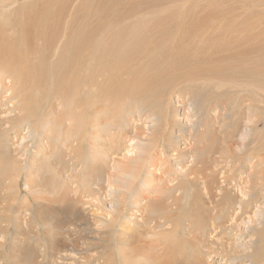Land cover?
Segmentation results:
<instances>
[{
    "label": "bare ground",
    "instance_id": "1",
    "mask_svg": "<svg viewBox=\"0 0 264 264\" xmlns=\"http://www.w3.org/2000/svg\"><path fill=\"white\" fill-rule=\"evenodd\" d=\"M196 1L201 11L200 17L196 13L191 15L192 24L188 28L189 36L181 38L185 41L183 45L186 43L185 45L188 44L190 48V55L188 46H186L187 52L180 51L182 55L181 59L179 58L178 65L186 66L187 68L184 71L188 67L191 68L190 74L193 71L195 74L196 72L200 74L201 70L206 71L207 68L200 70L191 67L199 59H214L220 63H225L233 58L250 55L254 51L264 55V29L262 26L264 24V0H243V2L225 0L229 3V7L219 3L216 5L211 4L207 9L205 8L210 0ZM18 2L19 0H0V12H4L3 16L14 15L11 19L3 22L5 26L13 29L12 41L9 45L0 44V103L4 102L3 106L11 111V113L2 116L0 114V127L4 126V129H2L3 134L8 141L11 139L12 130H17L18 135L23 133V127L19 128V118L22 119V122H24L23 119L28 120L31 118L32 125L35 128L33 138H35L36 147H34L33 156L31 155L33 160L31 158L26 188H29L30 191L33 188L41 187L51 188L52 190H50L55 193L61 190H64L62 193L65 192L63 197L59 198L61 206L57 210L58 212L54 211L56 214L59 213L60 217H58L59 215L56 216L57 223L51 224L52 227L49 225L51 229L47 239V247L45 246L42 249L38 257L42 260L40 264H43L45 260L49 262L47 264H66L65 261H59V259H71L68 251L70 249L74 250L72 248L77 245V240H80L79 238L74 239L72 235L76 236L80 229H85V226L90 223L80 222L85 217L84 212L79 209L77 204L85 197L86 200L95 202L94 197H103V190L107 199L104 201H110L112 205L110 204L109 208L113 210L115 206V213L117 214L113 213L114 215H112L108 211L106 214L111 217L107 218L106 215L94 209L92 210V215L96 218L101 215V223L103 222L102 224L108 227V230L106 229L109 233L108 241L111 237L115 239V243L109 247L111 251H108L106 256H102V264L120 263L116 262V256L119 257L122 264H264V200H262L264 194L254 191V193L250 192L251 194L246 193L240 179H238L237 184H234L235 175H233V172L236 165L232 166V169L228 172L221 169L222 172L228 174L229 181L227 182L228 186L226 184L220 186L216 178L219 167L214 166L213 162L215 156L233 158L236 155L240 157L239 164H245V150H264V134L258 131L263 136L260 140L258 138L253 140L254 145L252 147L246 141V138L249 137L247 129L241 130V127H238L237 133L225 130L222 136L218 135L222 133L218 131L217 136L213 137L212 135V138L206 143V134L214 129L210 121L220 116V109L231 117L234 127L240 124L241 121L237 115L243 113L240 110V105L245 102L241 100L245 83L244 85L239 82L236 83L237 78L233 77L228 66L221 71L223 76H218L216 79H214L217 77L215 74L212 73L211 75L209 73L210 70L213 71L212 68H208L206 73L210 75L209 77L203 72L202 76L205 75L206 78L202 79L199 76L198 78L197 73L195 76L190 75L184 79L186 89L190 90L192 98L197 101L199 118L196 120L197 123L191 117L189 118L191 119L189 123L192 130H190V134L184 135V141L186 146H189V150H186V148L177 150L179 153L176 154V158L180 161L181 156L183 159L185 156L190 157L189 171L191 173L187 174L185 172V176L189 178L190 175H193V177L188 180L190 188H165L160 181L165 176L168 183L176 181L172 179L173 176L170 177L171 169L175 165L172 163V166L164 159L165 171H161L159 158L157 161L159 168L157 167V158L153 151H157V148L159 150L162 147L160 150L162 156L164 145L160 144L156 128L153 131L142 128L144 133L147 132L146 135L150 134L145 141L142 140L144 133L138 131L139 127H134L135 134L133 135L130 134L129 130L126 132V129H124L125 126L127 127L131 123L136 124L139 122L140 113L136 116L129 113L131 104L137 105L138 103L150 109L153 115L155 113L154 109L157 107L163 109V103H165L163 119H165L166 125L170 124L167 121V116L169 118L170 115V99H166L168 95L173 96L175 90V65L171 69L170 61L163 59L165 55H161L162 48L156 46L150 63L145 65L142 59H147L146 53L139 46L141 30L127 31L124 28L120 29L111 25L105 29L101 28V31L93 37L95 43H98L96 46L84 44V47L79 49L80 43L74 40L75 51L67 59L60 60L58 58L61 55L72 52L70 43L64 44L69 35L65 33V37L60 39V47L56 46L54 49L53 46L52 52L49 54L48 47L51 40L53 43L59 37L60 28L53 24L49 12L39 19L38 27L37 23L31 20L35 26L28 29L27 22H25L26 28H24L29 31L28 33L25 30L29 34L28 39H26L23 29L20 31L19 29L23 23L22 18L26 19L27 14L23 15L25 13L19 7H16ZM42 2L43 0L39 2L40 5L42 4L41 7H38L40 6L37 4L38 1L35 2V8L43 9L45 5L49 7L48 2L45 5ZM20 15L23 16L19 19ZM66 23H69V20ZM56 24L59 23L56 22ZM80 27L79 30H81ZM148 38L144 40L147 41L146 44L150 45ZM172 45L169 47L170 53ZM68 47L70 48L68 49ZM146 52L148 51L146 50ZM185 55L188 56L187 59ZM182 74L185 73L182 72ZM247 76L250 79L248 78L249 81H246L253 87L247 86L248 83L245 86L249 87L247 90L251 88L249 91L255 93L254 90L260 85L253 82L257 83L256 79L259 76H264V74L249 71ZM78 78L82 79L79 80ZM97 109L99 111H95ZM190 109L188 108V112H190ZM261 109H264V104L262 107L257 101L251 103L248 107V110L254 111L256 114H259L258 111H261ZM91 111H95V115L102 113L107 116L105 121L116 126L117 130L115 132L112 130L113 132L108 137L106 133L104 134L102 130H99L101 122L97 119V115L95 116L96 120L91 117ZM0 113L2 112L0 111ZM154 118L156 121L159 119L157 116H154ZM65 122L68 123L65 125ZM63 125L65 126L62 131L64 136H61L62 148L54 150V142L59 139ZM240 131L241 135L238 138L237 134ZM27 133H29L28 130ZM92 133L95 134V138L91 139L90 136L89 139L96 141L97 144L88 142V146L92 151L91 155L94 154L91 147H94L99 157L90 161L88 160L90 157L84 156V147L86 137ZM39 134L41 136L38 138ZM169 134L173 136V129L172 131L166 130V135ZM72 137L74 138L70 140ZM27 139L28 136L23 134L21 147L25 146L27 148L28 145L25 144ZM171 139L174 138L171 137ZM17 140L18 138H16V142ZM68 140H70L69 145L67 144ZM13 141L15 142V138ZM123 141H125L124 148L120 145ZM166 142L168 144V141ZM114 143H117V146ZM174 143L177 142L174 141ZM258 144L259 146L256 148ZM238 145L240 153L235 149ZM114 149L116 156L112 158L114 163L112 167L107 169V160L113 156L111 153H114ZM6 150H9V153H6ZM6 150L4 155L7 158L3 159L4 167L0 164V172H2L0 190L7 193L2 194L6 199L10 197L14 199L18 194L12 193L15 187V177L11 178V176L17 169L14 166L18 163V160L12 154L13 151L9 144ZM116 150H119L120 154L124 151L121 155L122 159L118 157L119 153ZM51 153L54 154L56 162L47 164L46 161ZM23 154L25 153H22V156ZM38 161L44 162L46 168H50V175L48 176L50 180H47L46 183L45 180L42 183H37L31 178L35 169L40 171L43 169L41 165L36 164ZM85 165L86 171H84ZM148 166H151V168ZM185 166L184 164L179 170L183 171ZM61 170H66V178L63 177ZM69 171L70 174H68ZM156 172L161 175L164 174L163 177L161 175L158 177ZM144 174L147 175L144 177ZM252 175L256 176L254 181L257 188H264V157L260 160L259 168L256 171L254 170L250 176ZM208 176H212V179L209 180ZM44 179L46 178L44 177ZM140 179H144L143 182L145 183L142 186L147 188H138L137 184ZM194 181H196V184L200 183L201 186L205 185L206 188H193L191 183ZM94 184L97 185L96 189H93ZM234 185H237V191L240 190L241 196H238L236 189L233 187ZM157 186L159 189L162 188L160 192H157L156 196H148V192L152 194L153 190L158 189L155 188ZM72 188L80 192L78 198H70L68 190ZM133 188L139 189L137 195L132 192ZM173 190L180 191V193L173 195L171 194ZM11 193L14 195L12 196ZM247 196L249 197L247 198ZM15 200L10 201L9 208L3 206L0 207V210L4 211L5 214L11 212ZM182 200L186 203L185 206H181ZM25 201L28 206V199ZM115 201L120 205H116ZM83 202L89 205V202L84 200ZM172 204L178 206L173 207ZM102 205L106 206V203L103 202ZM188 205L190 206L187 212L188 216H184L185 207ZM253 208H255V211H252ZM125 211L126 215L122 214ZM27 212L30 215L31 209H27ZM0 213L2 214V212ZM121 214L125 215L127 220L120 229L117 223ZM43 215L44 212L37 216L38 219H42L41 216ZM45 215L49 217L50 214ZM256 217L260 218L262 222L258 223V227H252V229L255 228V233L246 242H228L225 239L226 237H232V240H235V235L231 236L230 231L228 232L231 226L240 225L241 222L245 221V226H247L244 229L250 230V227L258 220ZM17 218L18 214L15 215V212L14 216L8 215L6 220L0 218V248L9 251H0V260L1 257L11 258L14 260V264L15 261L20 263L18 256H20L21 250L19 251V248L21 247L17 245L20 241L23 243L20 240L22 239V232H24V236L28 234L26 231L19 230L20 228L15 233L9 232V228L14 222H16V227L22 226L20 219ZM66 220L70 221L66 222ZM41 222L44 223V221ZM137 222L139 227L135 228L134 223ZM25 223L30 228L32 220L29 219ZM101 229L104 231L105 227H101ZM106 230L104 233L102 231L99 239L104 238V235L107 234ZM137 230L140 232L139 234ZM90 231H94L98 235L101 232L97 229ZM9 235H11L10 242L7 237ZM138 235L137 240H132ZM243 236L247 235H238L239 238ZM141 238L142 240L138 244ZM87 245L91 246L90 243H87ZM94 245L97 246L93 241ZM32 250L27 246L26 253H30V256L29 254L25 256L28 259L30 258L29 263L37 264L32 260L35 256ZM6 251L8 253L4 255ZM26 262L29 264L27 259ZM84 262L90 264V260L87 258ZM3 263L5 264L4 260ZM70 263L81 264L80 262L77 263L76 259H72L68 264Z\"/></svg>",
    "mask_w": 264,
    "mask_h": 264
},
{
    "label": "rangeland",
    "instance_id": "2",
    "mask_svg": "<svg viewBox=\"0 0 264 264\" xmlns=\"http://www.w3.org/2000/svg\"><path fill=\"white\" fill-rule=\"evenodd\" d=\"M37 1H38L37 4L40 5L39 2H41V0H21V1L19 0V2L17 3L16 7H19L20 10L25 13L23 15L27 14L26 19L22 18L23 23L20 25L19 31L23 29V31L25 32V35H26L25 37H26V39H28L29 31L27 29H25L26 28L25 22H27L28 29H29V27L35 26V24L33 22L37 23V27H38L39 26V19H41L44 14L50 12V16L52 18L53 24L56 27H59L61 31H60V35L57 38V40L55 39V41H54L56 43H54V42L52 43V40H51V44L48 47L49 54H51L53 46H54V49L56 48V46L60 47V39L65 37V33L69 36L65 40L66 43L64 42V44L66 45V44L70 43L69 45H70V47H72V52L69 54L67 53L66 55H61L58 58L60 60H63V58L67 59L75 51V42H73L74 40L75 41L77 40V42L80 43V46L78 47L79 49L83 48L84 44H86V45L91 44L92 46H96V44H98V43H95V41H94L95 38H93V37L101 31V28L105 29L111 25L117 26L120 29L124 28L127 31H132L133 29H136V30L140 29L141 30V37L139 39L140 40L139 46H141V49H144L145 53H146L145 56L147 57V59H145V58L142 59V62L145 65L150 63L151 58L153 57L152 56L153 52L155 51V47L159 46L162 48L161 55L162 54L165 55L163 59L170 61L171 69H172V66L175 65V68H174V75L176 76V84L174 87L175 90L173 92V96L168 95L167 99H166V100L170 99V107H169V114H170L169 118L170 119L167 116V121H169L170 124L166 125V121H165V119H163L164 118L163 113H165V107H166L165 103H163V106H164L163 109H161L159 107L154 109V112H155L154 115L150 109H148L147 107H143L141 105V103H138L137 105L131 104V110H129V113H133V114H135V116L138 113H140L141 116L138 117V118H140L139 122L136 124L131 123L127 127L125 126L124 129H126L125 130L126 132H127V130H129L130 134L133 135V134H135L134 127H139L138 131L139 130L142 131V128L143 129H149V131H153L156 128V133L158 135V139L160 141V144L164 145V148H163V152H164L163 154L164 155L162 154V156H161V154H160V152H161L160 150L162 149V147H160L161 149H159V150L157 148V151H153L154 155L157 158V160H156L157 167L159 168V164H160L161 165V171H165L166 164L164 162V159H165V161H168L170 164L173 163L175 165V167H173L171 169L172 171L170 173V177L173 176L172 179H174L176 181H174L172 183H168V182H166L167 180L165 179V177H166L165 176L164 178H162L163 180L160 181L161 185H163L165 188H190V186L188 185L189 184L188 180H189V178L192 179L193 175L192 176L190 175L189 178L187 176H185V172L187 174L191 173L189 171L190 157L185 156L183 159L181 156L179 158L180 161H178V159L176 158V154L179 153L177 151L179 149L184 150V148H186V150H189L188 149L189 146H186L185 141H184L185 136L187 134H190V130H192V127H191V124L189 123V120L193 119L195 121V123H197L196 120H198V118H199V114H198V108L199 107L196 103L197 101H195L192 98V94L189 92L190 90L186 89L185 82H183L184 79H186L188 76H190V75L195 76L198 72H196V74H195V72L193 71L194 74L193 73L190 74V70H191L190 67H188V69L186 71H184L187 67L183 66L181 64L178 65V61H179V58L181 59V55H182V53L180 54V51L181 52H187L186 46H188V44L185 45L186 44L185 43L183 45V42H185V41L182 40L181 38L189 36L188 28H190V25L192 24L191 15L196 13L200 17V14H201V11H200V8H199L197 1L196 0H43L42 3H44V5L46 4V2H48V4H49V7H47L45 5V6H43V9L42 8H35V2H37ZM239 1L243 2V0H239ZM219 3H223V5L225 7H229V3L225 0H210L209 4L206 6L205 9L209 8V6L211 4L216 5ZM41 5L38 7H41ZM27 10H28V12H27ZM112 12H114V13H112ZM3 14H4V12H0V44L9 45L10 42L12 41L11 39L13 37L12 36L13 29L11 27L5 26L3 24V22L11 19L14 15L3 16ZM118 14H119V16H118ZM23 15H20L19 19ZM68 20H69V23H66ZM56 22H58L59 24L57 25ZM262 26L264 29V24H262ZM79 27L81 30H79ZM67 28H68V30H67ZM15 29H17V28H15ZM25 30H27L28 33ZM77 33H80V34H77ZM235 33H237V32H235ZM145 38H148V42L150 45L146 44L147 41L144 40ZM79 39H80V41H79ZM175 42H176V44H175ZM171 45H172V50H170L171 51V53H170L169 47ZM70 47H68V49ZM187 48H188V53H189L190 52L189 46ZM146 50L148 52H146ZM189 55H190V53H189ZM160 56L158 57L159 59H160ZM187 58H188V56H186V59ZM159 59L157 60V63H158ZM226 66H228V68H230V71H231L233 77L237 78L236 83L239 82L242 85H244V83H245V85H247V83H248L247 81H249V79H250L249 76H247L249 71H255V72H259V73L264 74V55H260L257 51H254V52H251L250 55H244V56H241L240 58H233V59H230L229 62H225V63L224 62L220 63L218 60H214V59H199L197 61V63L194 62L193 66H191V67H196V68H199L200 70L202 68L203 69L207 68L206 71L201 70V73H200L201 76H202L203 72H204V74H206L208 72V68H210V69L212 68L213 71L210 70L209 73H211V75H212V73L215 74V76H217V77H215L214 79H216V78H218V76L219 77L223 76L221 74V71ZM182 72L185 74H182ZM200 74L198 73L197 77L199 76L202 79L206 78V76H208V77L210 76V75L206 74V76L203 75L201 77ZM212 77H214V76H212ZM80 79H82V78H80ZM256 81H257V83L256 82H253V83H255L256 85H260V86H258V88L255 87L258 90L257 91L255 89L254 90L255 93L249 91L253 87V85H250V83H248L247 86H250V87L252 86L248 90H247V88H249V87H246L244 85L245 88H244V92H242L243 95H241V100H242V102L243 101H245V102L240 105L241 106L240 110H242L243 113L237 115L240 118V121H241L240 124H238V126L234 127L233 126L234 123L231 121V117H229V115L227 113H225L224 110L220 109L221 114L219 117H217L215 119L216 121L215 120L210 121V123L213 124V128H214L213 130L214 131L213 130L209 131L208 134H206V138L208 139V140L206 139V143L209 141L210 138H212V135H213V137L217 136L218 131L222 132L221 134H218L220 136L223 135L225 130H229L231 132L234 131V133H237L238 127H241V130L247 129L249 137L246 138V141L250 143L249 146H251V147H252V145H254L252 143L253 140H255L257 138L260 140L262 138L261 136H263V135L261 133L264 134V109H261V111L259 110L258 111L259 114H256V112H254V111L248 110L249 105L253 102L257 101L258 104H260L262 107L264 104V76H259L256 79ZM201 82H202V80H201ZM233 82H235V81H233ZM0 93H1V91H0ZM182 95H183V97H182ZM3 105H4V102H1L0 103V111L2 112V113H0L1 116L3 114L11 113L10 109L6 108ZM111 106H113V105H111ZM188 108H191L190 112H188L189 111ZM95 111H99V110L97 109ZM95 111H91V117L95 118L96 115L98 116L97 119L101 122V125L99 126V128H100L99 130L100 131L102 130L104 132V134L106 133V135L109 137L110 134L113 132L112 130H114V132H115L117 130V127L106 122L105 118L107 116H105L104 114L99 113V114L95 115ZM193 113H195V114H193ZM222 113L226 116H224ZM185 114H186V116H185ZM221 115H222V117H221ZM154 116L159 117V119L156 121ZM190 117H191V119H189ZM222 118H224V119H222ZM208 119H209V116H208ZM237 119H238V117H237ZM95 120H96V118H95ZM23 121L24 122H22V119L19 118V124H20L19 128L23 127V133L18 135L16 132L17 130H12L11 135H10L11 139H9L10 141L9 140L7 141V138L4 137L3 130H2V129H4V126L0 127V164H2L1 166L4 167L3 166V163H4L3 159L7 158V156H5L4 154H5V150H6V147L8 144L13 151L12 154L18 160V163L15 164V166H14V168L17 167V169L14 171L15 175L13 174L11 176V178L15 177V179H14L15 187L12 190V193L18 194V195H16V197H14V199H13V197L6 199L4 197V195H2V194H7V193H5L3 190L2 191L0 190V192H1V194H0V207L5 206V208L6 207L9 208L10 205H8V204L10 203V201L12 202L16 198L15 202H13V206L11 205L13 207L11 209L12 211L9 213L7 212V214H5L4 211L0 210V212H2V214L0 213L1 214L0 218L6 220V217H8V215L14 216V212H15V215L18 214L17 219L18 220L20 219V221H21L20 224L22 226L16 227V222H14L13 225L9 228V232L15 233L19 228H20L19 230H23V231L28 232V234H26L25 236H24V232H22V235H21L22 239H20V240H22L23 243L20 240H18V241H20V243L18 242L17 246L21 247V248H19V251L21 250L20 256H18V259L20 258V260H19L20 263L15 261V264H27L26 259H27L28 263L30 262V258L28 259L27 256H25L26 254L27 255L29 254V256H30V253H26L27 246H29L31 249H33L32 251H33L35 256H33L32 260H34V263L40 264L42 260L38 257L41 254L42 249H44L45 246L47 247V244H48L47 239H48V236L50 235L49 232H50V229L52 227L51 224H54V222L57 223L56 221L58 219L56 216H58L59 213L56 214L54 211H57L60 208L61 205L59 202V198L63 197V193H65V192L62 193V191H64V190H61L60 192L55 193V192L51 191L52 190L51 188H50L51 189L50 190V189L41 188V187L33 188V190L30 191L29 188H26L27 187L26 185H27L28 179H29L28 178L29 171H30L29 165L31 164L30 161H31V158L33 156L32 154H33V150H35L34 147H36L35 146L36 144H35V138H33V132H35V130H34L35 128H34V125H32L31 118H29L28 120L23 119ZM214 122H215V124H214ZM67 123L68 122H65V125ZM95 123H97V122H95ZM172 124H173V127H172ZM65 125H63L61 127V133L59 135V139L54 142V144H55L53 147L54 150H60L62 148L61 136H64L62 131H63V128ZM15 126H16V124H15ZM37 126H39V124H37ZM242 126H244V127H242ZM249 127L252 129H250ZM19 128H17V129H19ZM89 128L91 131V125ZM124 129H122V130L124 131ZM172 129H173V133H174L173 136L171 134L166 135V130L172 131ZM253 129H255V130H253ZM27 130L29 131V133H27ZM208 130H209V128H208ZM258 131L259 132L261 131V133H259ZM146 133H144L142 135V137H144L142 140H144V141L150 135V134L146 135ZM23 134L28 136V139L25 141L26 146L28 145L27 148L25 146H24L25 148L21 147V143H22L21 141L23 138ZM92 135H93V137H92ZM240 135H241V131L239 134H237V137L239 138ZM40 136H41V134H39L38 138ZM90 136H91V139L95 138L94 137L95 134L92 133L91 135H88L86 137V143H85L86 145L84 147V154H85L84 156H86L87 158L90 157V159H88V160L91 161V160L99 157V155L96 154L97 150L94 149V147H91V149L93 150V153H94L93 155H91L92 151H90V149H89L88 142L92 143V144H97V142L90 140L89 139ZM171 137H173L174 138L173 140L176 141L177 143H174V141L171 139ZM14 138H15V142L13 141ZM16 138H18L17 142H16ZM73 138L74 137H72L70 140H72ZM70 140H68V142H67L68 145H69ZM52 141H54V140H52ZM166 141H168V144ZM124 143H125V141H123L120 145L123 146ZM46 144H47V142H46ZM114 144H115V146H117V143H114ZM208 145H210V144H208ZM225 145H227V144H225ZM258 146H259V144L256 146V148H258ZM124 147L125 146H123V148ZM238 147H239V145L235 149L238 151V153H240V150ZM116 152L119 153L118 154L119 158H121V155L124 153V151H122L120 154L119 150H116ZM6 153H9V150H6ZM22 153H25V154H23V156H22ZM111 155H113V156L110 157L109 160H107V165H106L107 169L109 167H112V165L114 163L112 158L116 157L115 156V149H114V153H111ZM59 156H60V154L58 155V157ZM263 157H264V150H262V149L261 150H255V151L245 150L246 163L241 165V164H239V161H240L239 156L235 155L233 158H227L225 156H215V158L213 159L214 166L216 165L217 167H219V172H217V175H216L217 181L219 182L220 186H223V184H224V186H225V184H226V186H228L227 182L229 181V176L227 173L222 172L221 169L226 170L228 172L230 169H232V166L236 165V168H235L236 172L235 171H234L235 173L233 172V175H235L234 184H237L238 179H240L242 182L241 183L242 187H243L244 191H246V193L251 194L254 191L257 193L260 192L261 194L262 193L264 194V188H257V186L255 184L254 180L256 179L255 178L256 176H254V175H252L253 177L250 176L251 174H253L254 170L256 171V169L259 168L260 160ZM159 158H160V161H158ZM32 160H33V158H32ZM34 160H36V159H34ZM157 161L160 163L158 164ZM185 161L187 162V164ZM55 162H56V160L54 159V154L51 153L48 160L46 161V163L50 164V163H55ZM57 162H59V160H57ZM36 164H38V166L41 165L43 169H42V171L35 169V172H34V174L31 175V178H33L35 180V182H37V183H42L44 180H45L44 182L46 183L47 180H50L48 177L50 175L49 174L50 168H48V167L46 168V165L42 161H38ZM173 164H172V166H173ZM184 164L186 165L185 169L183 171L179 170L181 167L184 166ZM254 166H255V168H254ZM148 167L151 168V166H148ZM84 169H85L84 171H86V169H87L86 165L84 166ZM238 169H239V172H238ZM61 171H62L63 177L66 178V176H67L66 170H61ZM70 171L68 174H70ZM0 174H1L0 175V177H1L2 172H0ZM209 174H211V173H209ZM146 175L147 174H144V177ZM156 175L159 177V175H161V174L159 172H156ZM163 175L164 174H162L161 177H163ZM44 177L46 179H44ZM208 177H209V180L212 179V176H208ZM252 180L254 183L252 182ZM143 181H144V179L139 180V182L137 184L138 188H140V187L141 188H147L145 186H142L145 183ZM197 183H198V181H197ZM153 184L156 185L155 182H153ZM191 184L193 185V188L194 187L195 188H206L205 185L201 186L200 183L196 184V181H194ZM93 187H94L93 189H96L97 185L94 184ZM233 187L236 189L238 196H241L240 190L237 191V188H238L237 185H234ZM138 188H133L132 192L135 195H137V192L139 191ZM155 188L159 189L158 186ZM158 189L153 190L152 194L150 192H148V194H149L148 196H150V195L156 196L160 192V189H162V188H160L159 191H158ZM68 191H69L70 198L71 197L72 198H78L80 192L75 190V188H72L71 190H68ZM179 193H180V191H177V190L171 191V194H173V195H178ZM14 194H12V196ZM102 195H103V197H101V198L94 197L95 202L91 201V200L88 201V200H86V197H85V199H81L79 204H77L79 209L82 212H84V217H85V219L82 218L80 220V222L81 223H89L90 222V223H89V225L85 226V229L83 228L84 231H83V229L82 230L80 229L79 233H76V236H78V237H76L74 234L72 235V237L74 239L79 238L80 240L79 241L77 240V242H76L77 245L75 247H73V248L70 247L74 250L70 249L68 251V254L71 255V259H68V258L64 259L63 258V260L59 259V261H65L66 264H68L69 262H71L72 259H76L77 263L80 262L81 264H88V263L84 262L85 258H87L90 260V262H89L90 264H102L103 263V259H102L103 257L102 256L103 255L106 256V253H108V251H111V250H109V247H111V245H113L115 243V239H112V237H111V239L108 241V234H109L107 231L108 227H106L104 224H102L103 222L101 223V215H99V218H96L94 215H92L93 209L99 213L106 215L107 218L111 217V216L106 214V212H108V211H110V213L112 215L117 214V213H115V206L113 207V210H112L109 208V205L111 204V202L110 201H107V202L104 201L106 199V193H104V190H103ZM1 196H3V197H1ZM91 197L93 198V196H91ZM248 197L249 196H247V198ZM26 199H28V201H29L28 203L31 207L29 205L27 206V202L25 201ZM57 199H58V201H56ZM83 200L86 202H89V205L85 204V202H83ZM262 200H264V198ZM103 202L106 203V206L102 205ZM181 202H182V203H180L181 206L182 205L185 206L186 203H184L183 200ZM115 204L120 205L116 201H115ZM172 205H173V207L178 206V205H174V204H172ZM263 205H264V203H263ZM207 206H208V204H207ZM129 208H130V206H129ZM27 209L28 210L31 209L30 215H29V212H27ZM189 209H190L189 205L187 207H185V213H183L184 216L187 215V212L189 211ZM111 211H113V212H111ZM252 211H255V208H253ZM43 212H44V215L41 216L43 218L38 219L37 216H40L41 213H43ZM47 213H48V215L50 214L51 216L49 215V217H48L47 215H45ZM125 213H126V211L123 212L122 214H125ZM122 214L119 217V220L117 223V226L120 229H121L122 225L124 224V222L127 220V217L125 216L126 214L125 215H122ZM58 217H60V215ZM29 219L32 220V225L30 226V228H29V225L25 223ZM256 219H258V220L256 223H254L255 225L254 224L252 226L250 225L251 226L250 230L244 229V228H246L247 225L245 226V221L240 223V221H241L240 220L239 221L240 225L235 224V225L230 227V230L228 229V232L230 231L229 234L231 236L235 235L234 236L235 240H232V237H226L225 239L228 242H231V241H233V242L234 241L235 242H239V241L246 242L248 240V238L252 237V235L255 233V228L252 229V227H254V226L258 227V223L262 222V220H260V218L256 217ZM41 221H44V223H42ZM67 221H70V220H66V222ZM263 222H264V220H263ZM23 224H24V226H23ZM96 224H97V226H96ZM49 225L51 227H49ZM101 227H105L104 231L101 229ZM109 227H111V226H109ZM134 227L135 228L139 227L138 222L134 223ZM92 228L97 229L98 231H101L99 233V235L94 233V231L91 232L90 230H93ZM105 230L107 231V234L104 235V238L99 239V237H101L102 231L104 233ZM137 232H138V234L140 233L138 230H137ZM240 234H245L247 236H243V237L239 238L238 235H240ZM94 235H96L97 237H95ZM7 237H8V240L10 242L11 235H9ZM138 237H139V235L132 240H135V239L137 240ZM23 238H24V240H23ZM93 238H95V240H93ZM67 239L70 240L69 238H67ZM99 240H101V241L98 242ZM141 240H142V238L139 240L138 244H140ZM93 241L97 246H95V245L93 246ZM87 243H90L91 246H88ZM7 244H9V243H7ZM49 245H48V248L50 247ZM81 246L84 250L81 248ZM75 249H76V252H75ZM238 249L242 250L240 248H238ZM3 250H7V249L0 248L1 252ZM7 251H6V253H4V255H6L9 252V251L8 252ZM22 251L25 253H23ZM114 254H115V250H114ZM83 257H84V259H82ZM24 258H25V260H24ZM2 259L4 260L5 264H14V260H12L11 258L8 259L6 257L5 258L1 257V260H0L1 264L3 262ZM116 262H120L118 264H122L121 261L119 260L118 256H116ZM47 263H49V262L47 260H45V262L43 264H47ZM29 264H31V263H29ZM70 264H73V263H70Z\"/></svg>",
    "mask_w": 264,
    "mask_h": 264
}]
</instances>
